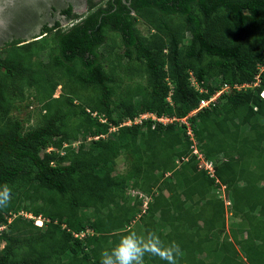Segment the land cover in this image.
<instances>
[{
  "label": "trees",
  "instance_id": "1",
  "mask_svg": "<svg viewBox=\"0 0 264 264\" xmlns=\"http://www.w3.org/2000/svg\"><path fill=\"white\" fill-rule=\"evenodd\" d=\"M63 13L70 27L0 48V264H100L130 233L177 245L175 264H264V0H88ZM32 93L40 121L26 129L13 112ZM145 113L187 123L136 124Z\"/></svg>",
  "mask_w": 264,
  "mask_h": 264
},
{
  "label": "water",
  "instance_id": "2",
  "mask_svg": "<svg viewBox=\"0 0 264 264\" xmlns=\"http://www.w3.org/2000/svg\"><path fill=\"white\" fill-rule=\"evenodd\" d=\"M73 7L79 14L87 12V0H0V48L15 40L29 43L43 34L45 26L52 27L64 19L62 12ZM81 11H84L81 13Z\"/></svg>",
  "mask_w": 264,
  "mask_h": 264
},
{
  "label": "clouds",
  "instance_id": "3",
  "mask_svg": "<svg viewBox=\"0 0 264 264\" xmlns=\"http://www.w3.org/2000/svg\"><path fill=\"white\" fill-rule=\"evenodd\" d=\"M71 25H72V22L69 21L68 23L65 24L63 28L70 27ZM229 92H224V93H229ZM262 96L264 97V91L262 93ZM219 98L217 100H219ZM144 115H150L149 118H152L153 120H155L153 118V116L155 115L150 114V113H145V114H142L139 118H137L134 122L136 124L139 123L138 119L140 118L142 119V116ZM155 117L159 118L157 116ZM149 118H144V119H149ZM161 118H166V117H161ZM125 124L131 125L132 122L127 121ZM194 143H196L195 140H194ZM194 154L197 155L198 153L194 152ZM198 155L197 157H199ZM200 157L201 158L198 160L201 163L200 165L201 169H205L211 177L214 176V173H211L206 168V164L202 163V161H204L205 163H211V162H207L204 159V156L202 154H200ZM222 187H224V190L226 189L225 186H222ZM8 200H9V189L7 187H3L2 189H0V207L6 206L8 203ZM38 221L42 222L41 219H38L36 223H38ZM39 226H42V223ZM176 251H178L177 245H172L171 247L167 249L163 248L159 238L155 236L154 234H149L146 238H141V237H137L135 233H130L128 235L122 236L119 240V243L115 247L111 248L110 250H105L102 252L100 264H144V257L146 253L160 256L161 259L167 261V264H175L174 252Z\"/></svg>",
  "mask_w": 264,
  "mask_h": 264
},
{
  "label": "rangeland",
  "instance_id": "4",
  "mask_svg": "<svg viewBox=\"0 0 264 264\" xmlns=\"http://www.w3.org/2000/svg\"><path fill=\"white\" fill-rule=\"evenodd\" d=\"M83 12L84 11H81V13H83ZM84 13H86V12H84ZM138 27L143 33H147V28H146V26L143 23L139 24ZM118 42L119 41L117 40L116 44L114 46V44L111 41H109V45L112 46V48H111L112 58L116 57L118 54H123V52H124L123 48H121L119 46ZM47 52H43V53L40 54L41 58L43 60H45V61L49 60V55H48ZM75 90L80 91V93H81V88L80 87L79 88H75ZM31 92H33V91H31ZM27 94H28V92H27ZM33 94L34 93H32L31 96H28L27 100L25 102H23L22 105H19L18 108L16 110H14V112H13V114L18 115V116L14 115V118H16V119L17 118H21L23 120V125H24V128H26V129L31 128V127H36V125L40 121V118H39V104L34 100ZM60 94H61V87H59L57 89L54 97H59ZM169 100H170V98H169ZM26 102L27 103L28 102L31 103L29 108L25 107ZM151 116H153V115H151ZM149 117H150V115H147L145 118H149ZM153 118H156V117L153 116ZM177 121H179L181 124H183V123L187 122V118H184V119H181V120L177 119ZM138 122L141 123L142 119L141 118L138 119ZM194 152L199 154V155L198 154L197 155L199 156L198 159H200L201 158L200 157L201 151L197 148V145H195V147H194ZM202 159H203V157H202ZM127 160L130 162L129 157H127V156L126 157L125 156H121L119 158L118 164H117V168H116L117 169V174H124L126 172L127 167L129 169V166H127V164H126ZM202 163L206 164L204 161H202ZM134 193L131 192V194H134ZM215 193H217L222 198V200L225 201L226 206H228L229 203H231V200H230L229 196H227L226 193H225L224 187L221 186V188H216L215 189ZM134 196H136V195H134ZM25 215L30 217L29 214H25ZM226 218H227V223L229 224V225H227V227H230L231 223L234 222L235 219L231 217V213L230 212L227 213ZM41 223H42L41 221H38V223H36V224L40 225ZM4 246H5V242H1L0 243V248L2 249Z\"/></svg>",
  "mask_w": 264,
  "mask_h": 264
},
{
  "label": "built area",
  "instance_id": "5",
  "mask_svg": "<svg viewBox=\"0 0 264 264\" xmlns=\"http://www.w3.org/2000/svg\"><path fill=\"white\" fill-rule=\"evenodd\" d=\"M235 88H238L239 87H235ZM231 90V87L229 85H225L224 88L219 91L218 93H216L215 95H213L210 99H206V100H201L200 102V106H199V109H202L203 107H208L209 105H211L212 103H215L217 101V99L224 93V92H229ZM218 97V98H217ZM197 111L195 112H192L191 115L193 114H196ZM147 115H144L142 116V119H144ZM155 120L159 121V122H162L164 124L166 123H172L173 121H177L176 118H173V119H168V118H154ZM187 123V122H185ZM189 134L192 136V131L191 129L189 128ZM206 168L211 171L212 173H214V168L212 166L211 163H206Z\"/></svg>",
  "mask_w": 264,
  "mask_h": 264
},
{
  "label": "flooded vegetation",
  "instance_id": "6",
  "mask_svg": "<svg viewBox=\"0 0 264 264\" xmlns=\"http://www.w3.org/2000/svg\"><path fill=\"white\" fill-rule=\"evenodd\" d=\"M87 2H88V0H87ZM62 15L65 16L63 12H62ZM65 18L67 19V21L69 20L66 16H65ZM58 21L60 22L61 27H64L65 26V24H64L65 23V20L64 19H60ZM56 23H57V21L55 22L54 26L56 25Z\"/></svg>",
  "mask_w": 264,
  "mask_h": 264
}]
</instances>
